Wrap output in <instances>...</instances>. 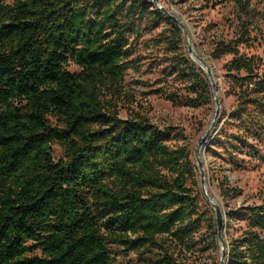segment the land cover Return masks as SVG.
Masks as SVG:
<instances>
[{"label": "trees", "instance_id": "trees-1", "mask_svg": "<svg viewBox=\"0 0 264 264\" xmlns=\"http://www.w3.org/2000/svg\"><path fill=\"white\" fill-rule=\"evenodd\" d=\"M234 1L241 19L249 17V2ZM158 23L165 29L157 43L196 94L187 102L210 101L209 78L182 51V29L148 0H0V264H112L116 245L141 264H196L181 259V249L221 248L189 149L172 147L169 129L147 118L106 112L101 98L103 86L121 84L132 66V38ZM238 43L221 41L212 53L232 54L224 69L238 99L223 123L235 129L222 136L256 156L264 143V61ZM54 143L65 158L54 159ZM223 191L228 197L233 189ZM228 215L225 230L231 221L243 226L230 235L227 264H264V200Z\"/></svg>", "mask_w": 264, "mask_h": 264}, {"label": "rangeland", "instance_id": "rangeland-1", "mask_svg": "<svg viewBox=\"0 0 264 264\" xmlns=\"http://www.w3.org/2000/svg\"><path fill=\"white\" fill-rule=\"evenodd\" d=\"M156 1L177 20L180 28L185 29L182 46L185 55L200 69L201 62L196 59V55L211 66L221 101L219 116L212 125V119L216 115L214 93L210 101L199 106L195 107L187 102V99L196 97L190 90L189 80L172 70L173 54L167 50L164 42L157 43L160 33L165 29L164 23L143 28L141 36L132 38V66L127 70L123 81L101 89L105 111L117 114L122 119L147 118L160 128L169 129L171 136L168 143L174 148L186 146L196 165L201 208L215 214L210 203L213 197L227 221L228 212L241 206L261 204L264 200V143H259V152L256 156H251L223 142L222 135L235 129L228 123L223 126V123L230 121L229 114L236 107L238 99L234 90L230 89L224 69V64L232 58V54L225 53L220 58H214L212 53H216V47L221 41L238 43L237 39L243 34L249 40L236 44L239 50L264 61V0H246L251 12L249 17L243 16V20L234 0L216 2L215 6L211 2L208 6V0ZM193 46L194 52H191L190 47L193 49ZM68 69L71 72L81 71L73 63L69 64ZM203 72L208 78L207 73ZM164 92L166 95H163ZM172 93L178 95V101L166 97ZM50 120L53 124L59 122L54 117H50ZM208 130L210 132L206 141L201 143ZM218 133H221L219 138ZM237 145L240 147L241 144ZM52 154L57 161L66 157V150L63 145L54 143ZM202 174L206 189L202 187ZM224 177H228V183L224 182ZM224 189L233 191L225 197ZM242 226L243 221H231L229 229L224 230L227 249L230 235L240 234ZM206 230L204 226L196 234V238H200L201 233L204 234ZM112 249V264H141L135 251L124 250L118 245L112 246ZM179 257L196 264H209L215 259L219 264L221 248L213 250L210 247L195 252L181 249Z\"/></svg>", "mask_w": 264, "mask_h": 264}, {"label": "water", "instance_id": "water-1", "mask_svg": "<svg viewBox=\"0 0 264 264\" xmlns=\"http://www.w3.org/2000/svg\"><path fill=\"white\" fill-rule=\"evenodd\" d=\"M152 2H154L156 5H158V7L169 17L173 18V16H171L167 11L166 9H164L156 0H151ZM174 19V18H173ZM176 22L177 20L174 19ZM182 26V25H181ZM183 33L186 35V31L184 28H181ZM192 47H190V51H192ZM206 72H207V75H208V78H209V81H210V84H211V87H212V92L214 93V91L216 90L217 88V84L216 82L213 81V79L211 78V75H212V70L210 68L206 69ZM219 113H220V105L217 107L216 109V115H215V118H214V121L212 122V125H214L216 119L218 118L219 116ZM209 130L206 132L205 136L202 138V141L201 143H204L206 141V138L208 137L209 135ZM201 183L203 184L204 182V179H203V174L201 175ZM206 195H207V192H205ZM212 204V206L214 207V210H215V218H216V223H217V233H218V239H219V243L221 245V258H220V261H219V264H227L226 262V243L224 241V216H223V211L222 209L220 208V206L218 204H213L212 202H210Z\"/></svg>", "mask_w": 264, "mask_h": 264}, {"label": "bare ground", "instance_id": "bare-ground-1", "mask_svg": "<svg viewBox=\"0 0 264 264\" xmlns=\"http://www.w3.org/2000/svg\"><path fill=\"white\" fill-rule=\"evenodd\" d=\"M191 52H194V46H193V50L191 51ZM195 62H197L194 58H192ZM196 59H198L200 62H201V65H200V67L206 72V69H208V68H210V69H212L211 68V66L210 65H207V63H206V61L202 58V57H200V56H198V55H196ZM207 73V72H206ZM211 78L213 79V81L214 82H216V84H217V81H216V79H215V77H214V73H213V71H212V75H211ZM214 98H215V102H216V109H217V107L221 104V101H220V97H219V95H218V89L216 88V90L214 91ZM214 117H215V115H214ZM213 120H214V118L212 119V122H213ZM210 128V127H209ZM208 128V129H209ZM202 187L204 188V189H206V184H202ZM208 194V193H207ZM208 197H209V199H210V196L208 195ZM210 202H212L213 204H218L217 203V200L215 199V198H211V200H210Z\"/></svg>", "mask_w": 264, "mask_h": 264}]
</instances>
